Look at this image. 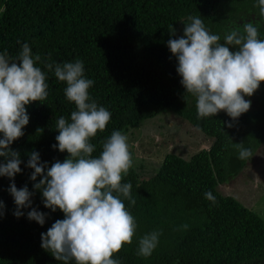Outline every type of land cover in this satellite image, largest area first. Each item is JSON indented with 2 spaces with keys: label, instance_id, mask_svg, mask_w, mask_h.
<instances>
[{
  "label": "trees",
  "instance_id": "16d2710c",
  "mask_svg": "<svg viewBox=\"0 0 264 264\" xmlns=\"http://www.w3.org/2000/svg\"><path fill=\"white\" fill-rule=\"evenodd\" d=\"M190 16H199L212 34L220 35L222 44L226 33L243 31L246 23L258 26L264 39V17L254 0H0V53L7 49L16 57L27 43L45 62H84L85 77L95 82L90 96L112 115L106 130L91 140L93 157L100 155L102 141L113 131L126 134L167 112L214 139L209 149H200L189 159L185 150L166 154L156 171L149 168L154 174L137 164L129 170L122 182L132 184L136 204L121 199L138 228L133 243L114 254L120 264H264V220L217 190L250 159H239L237 143L253 155L264 144V82L253 96L245 97L251 108L237 120L223 111L198 118L196 99L186 94L178 60L167 46L170 39L184 35ZM37 66L47 73L49 95L26 106L29 124L11 148L23 161L22 172L14 178L17 188L27 185L34 193L33 208L47 216L43 226L28 219L30 208L21 209L24 215L17 218L9 192L13 181L0 176V200L5 206L0 216V264H64L42 248L41 234L65 214L44 206L27 162L33 151L49 167L68 158L67 152L52 146L58 144L57 120L61 116L70 120L76 107L64 94L66 82L44 64ZM209 191L215 204L205 197ZM184 224L189 226L186 230ZM154 230L162 231L157 248L150 257L137 255L139 239Z\"/></svg>",
  "mask_w": 264,
  "mask_h": 264
},
{
  "label": "clouds",
  "instance_id": "9594fccd",
  "mask_svg": "<svg viewBox=\"0 0 264 264\" xmlns=\"http://www.w3.org/2000/svg\"><path fill=\"white\" fill-rule=\"evenodd\" d=\"M258 7L259 15L264 17V0H258ZM188 19L184 35L170 39L167 45L178 60L177 72L186 94L196 99L198 118L223 111L235 121L251 108V100L245 97L253 96L264 82V39L260 38L258 26L246 23L243 31L226 33L222 44L220 35L212 34L199 16ZM38 63L54 72L59 81L66 82L64 94L76 107L70 120L63 116L57 120L58 144L52 146L67 152L68 158L49 167L47 162H41L38 152L29 153L27 167L34 170L30 179L35 182L34 188L42 192L44 206L65 214L64 219L56 220L41 234V246L64 264L70 260L76 264H120L114 254L133 243L138 228L136 218L121 199L122 196L136 204L131 195L132 184L122 182L134 167L128 137L113 131L102 141L100 155L93 157L95 145L91 140L106 130L112 115L90 96L89 89L95 82L85 77L84 62H45L41 55H33L27 43L16 57L10 56L7 49L0 53V157L5 158L0 163V176L13 181L9 192L17 206L14 215L19 218L24 215L21 209L30 208L28 219L42 226L47 216L33 208L34 193L27 185L17 188L14 178L22 172L23 161L20 152L11 148L25 135L23 129L29 124L26 106L43 102L49 95L47 73ZM235 147L240 160L253 157L243 143ZM37 177L42 179L36 182ZM205 197L216 203L212 192H206ZM4 207L0 200V216ZM181 227L186 230L189 226ZM161 235L162 231L154 230L142 236L137 255L150 257Z\"/></svg>",
  "mask_w": 264,
  "mask_h": 264
},
{
  "label": "rangeland",
  "instance_id": "374dc122",
  "mask_svg": "<svg viewBox=\"0 0 264 264\" xmlns=\"http://www.w3.org/2000/svg\"><path fill=\"white\" fill-rule=\"evenodd\" d=\"M254 3L258 4V0H254ZM239 21L237 19L234 22ZM125 135L134 154V164H137L138 169L144 167L146 173L151 167L156 171L166 154L183 153L182 150H185L190 154L187 157L189 159L200 149H209L214 143V139L203 135L171 112L143 121ZM217 190L264 220V144L246 161L237 176L228 179Z\"/></svg>",
  "mask_w": 264,
  "mask_h": 264
}]
</instances>
